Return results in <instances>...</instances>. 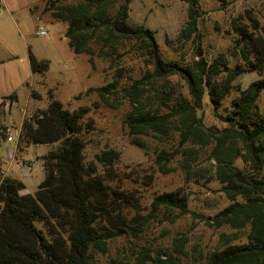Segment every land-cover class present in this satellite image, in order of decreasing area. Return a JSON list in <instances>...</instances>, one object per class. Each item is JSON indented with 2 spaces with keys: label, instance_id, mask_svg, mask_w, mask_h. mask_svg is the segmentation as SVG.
Listing matches in <instances>:
<instances>
[{
  "label": "trees",
  "instance_id": "16d2710c",
  "mask_svg": "<svg viewBox=\"0 0 264 264\" xmlns=\"http://www.w3.org/2000/svg\"><path fill=\"white\" fill-rule=\"evenodd\" d=\"M131 1L47 0L45 10L55 21L68 24L65 35L70 47L77 54H88L93 67L95 55L114 61L127 43L151 66L142 77L132 78L129 85L120 87V70L109 83L86 90V94L97 92L110 106H114L111 97L119 94L131 102L125 124L133 144L145 148L142 136L164 140L176 133L181 146L190 140L202 144L216 141L211 156L217 161L218 178L232 202L213 216V222L240 229L250 226V231L246 242L214 250L200 264H264V113L258 107L264 91V35L258 26L251 29L234 22L238 38L229 54L241 55L248 66L230 67L225 54L181 64L163 56L152 29L130 24ZM198 16V0H189V20L183 35L196 33ZM29 56L34 73L49 70V60L39 59L31 51ZM224 68L228 74L220 80ZM254 70L262 77L245 89L239 88L231 112L222 116L228 125L206 127L198 115L205 96L209 95L218 110L235 77ZM175 75L185 80L192 99L174 86L171 77ZM50 96L48 107L25 118L18 134L20 145L60 142L45 156V178L36 191L23 193L26 186L22 180L0 176V264H98L97 255L107 253L113 239L130 234L139 237L144 229L146 215L140 212L138 196L114 184L122 180L114 168L119 152L104 150L97 154L98 163L105 168L101 171L85 160L86 140L80 132L90 107L70 110L53 94ZM180 152V147L162 149L156 158L159 170L170 172L168 164ZM238 157L249 163L247 169L235 164ZM146 178L151 182L153 174ZM152 207L153 213L162 208L190 212L188 198L180 189L157 195ZM179 251L183 252L181 244ZM150 260L168 264L145 250L138 264Z\"/></svg>",
  "mask_w": 264,
  "mask_h": 264
},
{
  "label": "rangeland",
  "instance_id": "374dc122",
  "mask_svg": "<svg viewBox=\"0 0 264 264\" xmlns=\"http://www.w3.org/2000/svg\"><path fill=\"white\" fill-rule=\"evenodd\" d=\"M46 6L47 0L14 11L0 8V176H9L4 172L10 159L7 153L16 145L17 159L25 155L27 159L36 160L37 153L46 149L44 160L38 158L31 171H27L24 164L19 166L27 183L24 191L33 193L37 190L45 156L56 150L60 142L38 144L24 152L26 144L20 145L17 131L21 130L25 118L48 107L53 94L67 109L90 107L83 117L80 132L86 140L84 156L87 164L94 163L99 171L105 170L98 163L97 154L104 150L118 151L120 157L115 160L114 168L122 175V180L118 179L114 184L132 190L140 200L141 214L146 215L141 235L113 239L109 251L97 255L98 264H117L118 261L138 264L143 250L154 258L167 260L168 264H200L214 250L246 242L250 226L240 229L213 222V216L232 202L218 178L217 161L211 156L216 141L202 144L190 140L181 146V137L176 133L164 140L142 136L145 148L133 144L125 124L132 109L131 102L119 94L111 97L114 106H110L100 100L97 92L86 94V90L109 83L120 70L123 74L120 87L129 85L132 78L142 77L151 66L144 57L131 50L132 44L127 43L120 50L122 55L116 56L114 61L95 55L93 67L88 54H77L70 47L64 35L68 24L55 21L51 12L45 10ZM130 8V24L152 29L163 56L181 64L192 63L201 57L213 60L225 54L230 67L248 66L241 55L233 57L229 54L238 38L234 22L251 29L258 26L264 35V0H198V29L190 37L183 35L189 20V0H132ZM40 25L47 27V36L37 33ZM30 51L39 59L50 61L46 73L33 72ZM227 74L225 70L219 79H225ZM260 77L258 70L236 76L230 93L218 110L207 94L203 106L198 109L203 124L212 128L227 126L222 116L231 112L232 100L239 94V88H247ZM171 80L178 91L192 99L185 80L177 75ZM95 102H99L97 106ZM258 107L264 113V91ZM10 134L15 136L13 142L7 141ZM178 147L182 152L168 164L171 171L162 173L156 164L158 153L162 149L172 151ZM185 149L191 151H183ZM235 164L242 169L249 167L242 157L236 158ZM148 174H153L149 183ZM177 189L187 196L189 213L181 214L178 209L169 211L166 208L152 212V202L157 195ZM134 213L132 210L131 214ZM179 244L183 245V252L179 251ZM146 264L159 263L150 260Z\"/></svg>",
  "mask_w": 264,
  "mask_h": 264
},
{
  "label": "crops",
  "instance_id": "0c3cea01",
  "mask_svg": "<svg viewBox=\"0 0 264 264\" xmlns=\"http://www.w3.org/2000/svg\"><path fill=\"white\" fill-rule=\"evenodd\" d=\"M44 0H0V8H7L10 9L12 11L17 10L21 7H31L33 5H36L38 3H43ZM65 35V34H64ZM66 37V35H65ZM67 39V37H66ZM68 40V39H67ZM5 96V95H2ZM8 141V138H7ZM13 142V141H12ZM31 146H35L34 144H29L26 145L25 147H23V151L26 152L27 149ZM17 149H18V145H16L15 149H11V152L8 151L7 156H9L10 154V159L8 160V165L6 167V169L4 170V172H6L7 175L18 178L20 180H22L25 184V186L27 185L26 180L24 179V175L20 172L19 166L21 164H25L26 163H31L34 166V163L37 161V159L39 158L40 160H44V153H46V149H44V151H42L41 153H37V158L36 160H32V159H27L25 158V155H23L22 157H18V159L16 158V153H17ZM26 154V153H25ZM3 156L1 155V158ZM4 163V160H2ZM43 165V163H42ZM45 168L43 165V176L41 181L45 178ZM40 181V182H41ZM39 185V184H38ZM25 189H23V193H29V192H25Z\"/></svg>",
  "mask_w": 264,
  "mask_h": 264
},
{
  "label": "built area",
  "instance_id": "2783aa9c",
  "mask_svg": "<svg viewBox=\"0 0 264 264\" xmlns=\"http://www.w3.org/2000/svg\"><path fill=\"white\" fill-rule=\"evenodd\" d=\"M37 33L41 36H47L48 35V29L47 27H45L44 25H40L37 29ZM19 134V131H17V136ZM8 141H13L15 136L13 134H10L8 137ZM24 167L27 171H31L33 169V165L29 162V163H25Z\"/></svg>",
  "mask_w": 264,
  "mask_h": 264
},
{
  "label": "water",
  "instance_id": "95a60500",
  "mask_svg": "<svg viewBox=\"0 0 264 264\" xmlns=\"http://www.w3.org/2000/svg\"><path fill=\"white\" fill-rule=\"evenodd\" d=\"M200 55H202V53L200 52Z\"/></svg>",
  "mask_w": 264,
  "mask_h": 264
}]
</instances>
